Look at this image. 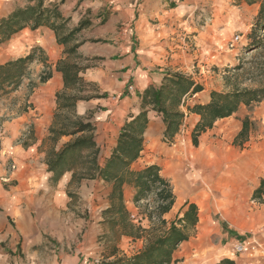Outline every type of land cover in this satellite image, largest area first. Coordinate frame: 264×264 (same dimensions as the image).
<instances>
[{
    "label": "crops",
    "instance_id": "obj_1",
    "mask_svg": "<svg viewBox=\"0 0 264 264\" xmlns=\"http://www.w3.org/2000/svg\"><path fill=\"white\" fill-rule=\"evenodd\" d=\"M44 1L57 3L62 14L73 24L84 18L92 22L88 31L92 29L94 34L88 40L79 37L77 42H81L79 49L84 48L83 55L89 51L90 58L97 60V66L88 67L81 75L84 81L97 84L110 79L111 83L102 86L101 90L117 94L116 97L106 98V101L105 98L91 97L76 104V111L80 114L98 104L105 106L104 110L96 113L95 119L94 136L99 148L100 166L113 149L121 124L128 119V115H135L142 109L138 93L148 85L158 86L168 71L191 74L190 68L195 62L197 65L208 63L225 41L228 50H232L229 41L233 36L246 35L252 26L244 10L252 7L256 14L258 9L257 4L233 5V0ZM209 8L210 16L207 13ZM12 9L1 12L0 17ZM99 20L103 22L100 25L97 23ZM83 31L82 28L80 32ZM7 44L15 56L27 53L34 45L42 46L53 63L64 49L48 28H26ZM127 85L133 87V93H127ZM62 88V76L54 70L52 77L29 95V111L17 114L1 129L0 264H95L91 256L95 246L91 236L95 224H90L84 234L86 236L79 241L77 233L81 230V221L71 222L63 218L61 212L70 206L72 194L99 198L95 207L106 209L110 187L97 178L74 180L72 171L52 181L53 173L48 171L45 163L46 152L51 148L46 146V137L56 109L55 93ZM205 92L202 98L207 101L210 91L205 89L191 98ZM263 101L255 112L260 116H263ZM152 113V110L148 112L145 149L155 143L165 129L162 117ZM235 125L237 130L234 132L229 131L226 125L222 130L235 135L240 128L239 123ZM69 139V136L61 137L54 149L59 150ZM247 152L249 154L245 157L219 151L222 159L218 162H211L205 155L199 170L188 174V177L178 178L179 196L174 206L177 200L182 208L188 202H198L201 196H207L212 191L221 192L225 183H231L232 179L236 182L245 174V165L252 172L258 162L264 163V145L259 151L250 149ZM197 154L202 156V152ZM7 162L15 165L13 171L7 168ZM257 184L255 182L254 185ZM134 193L132 185L123 187L125 205L130 211L136 210ZM235 225L232 226L237 228ZM225 236L228 242L216 249L217 259L212 264L222 258H232L236 264H264V233L258 239L260 250L254 255L234 254V240L227 234Z\"/></svg>",
    "mask_w": 264,
    "mask_h": 264
},
{
    "label": "trees",
    "instance_id": "obj_2",
    "mask_svg": "<svg viewBox=\"0 0 264 264\" xmlns=\"http://www.w3.org/2000/svg\"><path fill=\"white\" fill-rule=\"evenodd\" d=\"M257 4V14L251 31L244 35L245 44L241 50L251 49L262 53L261 59L249 70L234 67L231 75L226 77L225 91H211L205 103L186 105L185 101L203 89L192 76L180 72H166L158 86L148 85L138 97L142 109L121 124L115 145L102 166L99 165V148L95 142V125L82 117L71 116L80 100L92 96H80L88 86L82 73L88 68L78 58V33L86 25L68 28L69 18L59 10L55 2L44 0H28L25 5L10 10L0 17V46L7 44L13 36L28 28H48L55 36L56 42L64 46L60 58L50 62L45 49L34 45L27 53L14 56L0 62V97L16 92L27 80L28 94L40 84L47 82L53 71L60 73L63 88L55 93L56 109L48 127L47 140L52 142L46 152L45 163L48 171L53 173L52 181L63 173L72 171V179L97 178L110 185L109 205L102 211L113 230L120 235L140 239L142 248L131 256H117L114 259L99 261L97 264H173L177 261L174 254L182 242L188 241L194 233L198 222V208L195 203L185 204L175 218L167 221L164 216L174 206L176 197L171 181L161 174L157 164H147L134 168L133 164L141 157L144 148V133L148 127V112L160 115L165 125L163 136L172 139L178 132L186 106L189 113L198 115L192 129V142L197 143L198 136L212 128L222 118L236 113L241 106H251L264 100V36L259 34L264 29V0H233V5ZM262 34V33H261ZM264 34V33H263ZM257 53V54H258ZM38 63L41 69L36 79L31 78L32 64ZM242 70V71H240ZM248 74L250 85L240 86L238 77ZM28 98L24 100V108H28ZM148 109H147V108ZM25 110V109H23ZM249 119L242 120V127L237 139H246ZM63 136H69L59 150L54 145ZM132 185L135 189L133 203L136 210L127 209L123 197V187ZM264 176L254 188L252 199L263 202ZM134 214V219L130 215ZM224 227V225H222ZM225 229V228H224ZM241 238V237H239ZM216 264H236L232 258H222Z\"/></svg>",
    "mask_w": 264,
    "mask_h": 264
},
{
    "label": "rangeland",
    "instance_id": "obj_3",
    "mask_svg": "<svg viewBox=\"0 0 264 264\" xmlns=\"http://www.w3.org/2000/svg\"><path fill=\"white\" fill-rule=\"evenodd\" d=\"M27 1L28 0H0V13L11 8L14 9V7L23 6ZM44 2L48 3L47 1ZM207 11L210 16L211 8L207 9ZM253 12L252 7L243 12L246 19L250 21L252 25L254 24L257 14ZM82 22H86V25L83 27L85 31L79 32L78 38L81 37L84 40H88L89 37L94 34V30L90 29L88 31V25L92 23L88 18L81 19L77 24H73L72 21L69 20L67 25L68 28L71 29L77 27ZM97 23L100 25L103 22L99 20ZM251 28L247 33L251 31ZM261 33L258 36L260 39L264 36V29L261 30ZM226 42L227 41L224 42L219 52L216 53L208 63L197 65L195 62L193 67L190 68L191 74L188 75L192 76L193 79L207 91L228 90V87H226L228 83L226 82V77L231 75L230 71L237 66L242 67L241 69H243V71L250 70L252 66H255V62L261 59V55H263L261 52H254V50L248 48L246 50H241L242 45L245 44L244 40L232 50H228ZM7 45L8 44L0 46V62L15 56V52ZM83 51V47L79 49L78 54L82 59L78 58L77 60L88 67L97 66V60L94 57L90 58L89 54H87L89 51H85V55H83ZM50 62L53 63V60H50ZM31 68V78L37 80L36 75L41 69V65L33 63ZM86 83H88V86L84 91L79 93L80 96L105 98V101L108 97L112 98L117 96L114 91L104 92L101 90L102 86L104 87V85L111 83L110 79L109 81L106 79L100 84L94 82ZM238 84L240 86H249L250 80L248 74L239 76ZM127 86V93H133L134 89L132 88V90H130ZM125 93L126 92H124V94ZM205 94L206 92L199 95L200 97L195 96L194 98H191L192 95L188 96L185 104L192 106L197 103H205L209 100L208 98V100L205 101L204 98H202V95ZM29 95L27 80H25L16 92L0 97V133L2 127L12 122V119L16 118L17 114L29 111L23 106L24 100L26 97L29 98ZM259 106V103L252 104L249 107L241 106L231 117L229 116V118L222 121L217 120L212 128L198 136L197 143L194 144L192 142V129L198 119V115L196 117L194 113H189L184 105L180 109L183 108L181 111H183L185 115L174 137L171 140L166 139L162 133L155 143L148 145L146 149L145 147L143 148L140 157L141 160L139 162H137V160V164L135 162L133 167L137 168L147 164H157L161 169V174L171 181L175 197L177 198L179 196V188L178 184H176L178 178L188 177V174H192L196 170H199L200 165H202L201 160L205 155L211 162H218L222 159L219 155V151L227 154L230 153L231 155L232 152H234L236 155L245 157L249 154L247 150L259 151L260 147L264 145V109L262 110L263 116H260L259 113H255ZM104 109L105 106L98 104L94 108L88 109L84 114L78 113L76 108L69 114H71L73 118L82 117L84 120L91 121L96 129V113L98 114ZM245 117L249 119L247 137L246 139L236 140V136L242 127V120ZM235 123H239L240 128L235 135H232L231 132L237 130ZM225 125L228 126L229 131H231L229 134H227L226 130H222ZM51 145L52 142L46 139V146L50 148ZM198 152H202L201 157L198 156ZM10 165L11 163H6L7 168H10ZM245 169V174L242 175L240 179L236 182L232 179L231 183H225L222 186L223 190H221V192L212 191L207 196H201L198 202L192 201L198 208V222L194 233L190 236L188 241L179 245L176 253L177 261L173 264H184L187 260L190 264H212L217 259L216 249H219L220 245L228 242L225 234L229 235V238H233L232 240L246 236H254L257 240L261 238L264 233V197L263 202L254 200L252 199V193L254 188L258 185L255 186V182L258 183L262 174H264V163L258 162L255 171L252 172H249L248 165H245ZM107 185L110 187L109 184ZM99 201V198L92 199V197L88 198L86 195L77 196L76 194H72L69 202L70 206L68 205L67 209L61 212V216L70 219L71 222L73 220L75 222L81 221V230L77 233V239L79 241H82L86 236H84V234L86 230H88L90 224H95V229L91 235L92 241L94 242L93 244H95V246L92 247L94 251L91 256L95 260H112L115 255L131 256L135 254L142 248L143 241L122 236L119 231L113 230L111 224L107 220L105 221L107 218L102 215L103 210H99L95 207L98 205ZM180 209L181 207L177 200L174 208H172L164 218L167 221L173 220ZM200 215H202L201 218ZM234 224H236L235 227L237 228L232 226ZM222 225H224V227H222ZM90 245H92V243ZM112 253H115V255H112Z\"/></svg>",
    "mask_w": 264,
    "mask_h": 264
},
{
    "label": "built area",
    "instance_id": "obj_4",
    "mask_svg": "<svg viewBox=\"0 0 264 264\" xmlns=\"http://www.w3.org/2000/svg\"><path fill=\"white\" fill-rule=\"evenodd\" d=\"M244 40V35L236 34L233 36L231 41H229V48L234 49L236 46ZM132 90V86H128ZM11 171L15 169V165L12 163L10 165ZM131 219H134V214L130 215ZM260 250V243L254 236L241 237L234 240L232 244V251L236 255H254ZM96 259L94 263H98Z\"/></svg>",
    "mask_w": 264,
    "mask_h": 264
},
{
    "label": "bare ground",
    "instance_id": "obj_5",
    "mask_svg": "<svg viewBox=\"0 0 264 264\" xmlns=\"http://www.w3.org/2000/svg\"><path fill=\"white\" fill-rule=\"evenodd\" d=\"M195 179V178H194ZM200 216H202V215H200ZM190 259V258H189ZM190 262V261H189ZM184 264H190V263H188V260L187 261H185V263Z\"/></svg>",
    "mask_w": 264,
    "mask_h": 264
}]
</instances>
